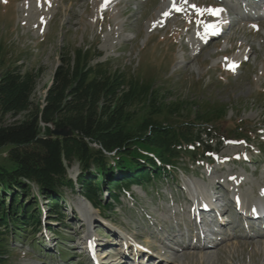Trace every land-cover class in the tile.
<instances>
[{
  "label": "rangeland",
  "instance_id": "374dc122",
  "mask_svg": "<svg viewBox=\"0 0 264 264\" xmlns=\"http://www.w3.org/2000/svg\"><path fill=\"white\" fill-rule=\"evenodd\" d=\"M117 2V6L97 9L95 0H0V81L8 68L37 72L39 76L32 101L42 107L54 69L72 57L75 50H90L92 65L107 62L112 71H120L127 77L154 79L161 90L163 103H180L193 114L204 105L224 109L225 120L214 123V128L221 131V138L231 140L214 148L218 152L209 159L193 163L183 158L174 172L164 174L143 188L133 185L119 196L117 203L104 192L101 200L108 209L91 210L76 190L64 188L66 221L62 225L50 224L53 233L48 231L47 222L44 228L36 229L39 230L36 234L30 227L17 236L12 230L6 243L10 264H89L93 257L82 251L88 246L87 229L90 230L88 239L98 240L99 245L108 241L106 247L100 249H115L106 251L109 259L120 251L119 247L109 245L111 242L135 250L142 246L151 256L149 250L153 253L159 245L157 236L153 239L152 234L159 231L173 210L188 209L185 201L191 197L183 190L186 183L195 182L208 188L219 181L229 193L238 190L233 186L229 190L231 181L236 185L248 183L240 191L249 193L264 187V41L251 36L246 38L260 50L258 57L250 53L248 46L239 47L245 42L239 28L224 38L207 41L199 35L197 28L210 21L203 19L202 23L196 24L192 21L193 13L221 9L198 6L200 0ZM178 4L183 6L184 15L176 14ZM161 8L168 12L163 19L159 18ZM263 20L244 22L240 27L247 33L254 31L263 35ZM258 23L261 28L256 27ZM228 37L234 39L227 41ZM237 56L244 59L242 64H231L229 60ZM26 116L0 118V127L21 122ZM236 126L244 129L242 135H234ZM7 150L8 147L0 150L1 165L7 164ZM72 168H76L75 164ZM72 168H69V176L74 179L77 170ZM119 175L116 173L115 177L119 178ZM36 190L33 188L32 192ZM39 201L43 209L49 204L43 198ZM82 205L88 208H82ZM68 206L74 208L72 212ZM229 211L232 213V208ZM81 212L83 217L91 213V219L98 215L99 220L86 228L85 220L84 223L76 220ZM185 215L180 217L185 218ZM177 217L179 215L173 221H178ZM240 224L244 227L243 221L228 226L232 229L225 240L232 245L217 253L216 264H264V251L256 252L255 248L249 247L251 241L245 239ZM258 239L264 240V236ZM184 242L189 244L191 241L185 239ZM174 243L176 245L169 251L178 255L176 259L150 258L147 264H179L182 247L179 242L170 243V246ZM235 243L241 244L238 250ZM102 259L106 261L104 257Z\"/></svg>",
  "mask_w": 264,
  "mask_h": 264
},
{
  "label": "trees",
  "instance_id": "16d2710c",
  "mask_svg": "<svg viewBox=\"0 0 264 264\" xmlns=\"http://www.w3.org/2000/svg\"><path fill=\"white\" fill-rule=\"evenodd\" d=\"M91 61V51L81 49L63 60L53 71L42 107L32 101L37 72L15 67L2 76L0 118L27 116L0 127V150L8 147L7 164H0V264H10L6 243L12 230L17 236L30 227L36 234L44 217L66 221L64 188L102 210L103 191L117 203L131 186L143 187L174 172L183 158L203 161L221 144L214 123L225 120L224 109L204 105L193 114L180 103H163L154 79L127 77L107 62ZM64 128L72 131L70 137L52 135L53 129ZM243 130L236 126L233 133ZM76 162L77 186L68 176ZM40 198L49 203L46 212Z\"/></svg>",
  "mask_w": 264,
  "mask_h": 264
},
{
  "label": "bare ground",
  "instance_id": "6f19581e",
  "mask_svg": "<svg viewBox=\"0 0 264 264\" xmlns=\"http://www.w3.org/2000/svg\"><path fill=\"white\" fill-rule=\"evenodd\" d=\"M128 1H132V0H128ZM229 1H231V0H229ZM239 1H241V0H233L232 2H234L235 5H238V4H240ZM245 1L250 2L251 0H245ZM252 3L257 6V3H255V2H252ZM117 4H118L117 0H107V1L95 0V8H97V9H99L100 7H104V6L107 7V5L117 6ZM198 6H207V7L210 6V7H213L214 9H221L222 10V11H218L215 15L210 14L209 12H201L199 14L193 13L192 21H194L196 24L201 23V21L203 19H209V21H210L207 25L202 24L201 26H199L197 28V31H199V35L201 37H203L207 41H211L215 38L221 39V38H224L225 36H227L232 31H234V33L237 32L235 30L239 28L238 30L240 31V33L243 34V36L245 38V42L240 43L239 47L241 48L243 46H248L250 53L253 55H257V57H258L260 50H257L255 45L250 43L248 41V39H246V38L251 36V37H254V38L259 39V40L262 39V41H264V34L262 35L259 32L254 33V31H251L249 33L245 32L242 29V27H240V26H244L242 24V22H239L238 20L234 19V16L236 15V12H235L236 6L230 5L227 0H219L217 2L216 1L214 2L212 0H200V2L198 3ZM183 11H184L183 6L181 4H178L177 9H176V14L184 15ZM167 14H168L167 10H165V8H161L159 18H161V19L165 18V15H167ZM247 19L250 20V18H247ZM183 20H184L183 26L186 27V19L183 18ZM261 24H262V22H261ZM212 26H214V27H212ZM260 26L261 25L258 24L257 28L258 27L261 28ZM263 27H264V23H263ZM223 28L228 29L225 35H221L218 33ZM233 39L234 38L228 37V39H226V40L232 41ZM205 47H207V46H205ZM263 47H264V44H263ZM227 54H230V52L227 51ZM243 61H244V59H242L241 56H237L235 58L232 57L229 60V62L231 64H235L236 62L242 64ZM44 127H45V124H43V128ZM49 127H51V125H49ZM240 183H242V182H240ZM240 183L237 185L238 190H236L234 192L232 191V193L227 192L226 191L227 189L224 186H222L219 181L218 182L215 181L214 185L209 186L208 188L200 187L198 185V183L196 184L194 182H190V184L189 183L185 184V187H183V189H186V187H188V189H186V191L189 193V195L191 197V198H189L190 200L185 201L186 205L188 206V209L187 210H181V209L173 210L171 212L170 217L169 218L167 217L168 219L165 220V223L162 225L161 228H159V231H158V233H160V235L163 234L164 231H168L169 233L173 234L171 236V237H173L172 238L173 241H170V242H167L164 237L161 239L159 237V241L161 242L162 246L163 245L165 247L170 246V243H173V242H179L181 244L182 248L180 250L181 254L179 256V258L181 257V259H180L181 262H179V264H191L190 261L198 262L200 264H216L215 258L217 256V253L222 251V249L230 248V246L232 244L226 243V240L223 236L225 232H223V235H221V234L215 233L213 231V228L215 227L217 232L222 233V231L220 232L217 229V225L218 226L220 225L226 231V235H228V233L232 229L231 227H229V229H228V226L233 225V224H238V222L240 223V221H243V222L248 221V222H250L251 225H253L252 229L250 228V226L247 227L249 232H247V234L245 236L246 240L251 241L249 243V247L255 248L256 252H263L264 251V240L258 239V237L264 236V231L259 232V229H258L259 226H257V225H260L261 223H264V187H261L258 190L253 189L249 193L247 191H245V192L240 191V189L247 187L248 183H246V182L243 184H240ZM186 185H188V186H186ZM205 187H207V186L205 185ZM233 187H235V186H233ZM209 188L213 190L212 194L206 192V191H208ZM235 193L237 195H235ZM223 194L226 196L225 199H227V203L224 206V208L226 210V214H227L226 216H228L230 218L231 213L229 211V208H232L231 202H234L232 200V197H230L231 194L238 196L237 197V206L238 205L242 206V210L243 211L247 210L248 214L245 215L243 218H237V219L232 220L231 223H229L227 225H224L220 221L209 222V223L206 222L204 217H203L204 212H202L200 207L201 206H206L208 208L214 207L215 206L214 204L217 205V203H213V201H220V197H223L222 196ZM197 195L202 196V199L196 198ZM234 198L236 199V197H234ZM220 203L223 204L224 202H220ZM179 204L183 205L182 203H179ZM81 207L82 208H85V207L88 208L87 205L86 206L82 205ZM217 207H218V205H217ZM233 208H236V205H233ZM254 209L258 210L257 214L253 212ZM180 211H182V213ZM250 211H252V213H250ZM183 213H186V215L184 216L185 218L181 219L180 215L182 216ZM177 215H179V217H177L178 221H173V218H175ZM261 215H263V216L260 217ZM195 216H197V218L199 219L200 224L195 222L196 219H195V221L192 222V220H193L192 218H194ZM206 218H208V215H206ZM84 220H85V224L87 226H89L90 225V216L85 214ZM190 221L192 222V224H196L197 230L202 229V233H203V231H206L209 234V238H210L209 242H207L203 237L204 241H198L195 244L192 243V245L186 244L184 242V240L186 239L187 241H190V238H191V230L190 229H188L186 232L182 231L178 235L173 233L177 227L182 226V223H185L187 226H190L188 224V223H190ZM241 226L242 225L240 224V227ZM235 229H237V228H235ZM250 229H251V231H250ZM155 233L152 234L153 239H155V237H156ZM89 237H90V230L87 231V236H85V238H86L85 240L87 241V240L93 239V238L88 239ZM157 239H158V237H157ZM180 239H181V242H180ZM93 240L98 241L95 239H93ZM191 241H193V240H191ZM235 244H236V247L238 250V246H241V244H239V243H235ZM86 245H88L87 246V249H88L90 244L88 243ZM218 247H220V248L217 249ZM163 249H160V251H159L160 252L159 255L161 257H163V259L161 258L159 260L162 261V260H164L165 257L167 259H176L178 257L177 254H175V253L172 254L171 253L172 251H168V250L164 251L165 253H164V255H162ZM106 251L110 252V250H106ZM107 253L108 252L104 253L105 254L104 259L107 257V255H108ZM97 257H99V255H97ZM149 258L152 259V256H149ZM153 259H155V258H153ZM233 259H235V257ZM110 261L111 262L108 264H118L117 260L114 261L113 259H110ZM100 262L104 263V260L102 259V260H100ZM155 262H156V260H155ZM144 264H146V263H144ZM155 264H157V262Z\"/></svg>",
  "mask_w": 264,
  "mask_h": 264
},
{
  "label": "water",
  "instance_id": "95a60500",
  "mask_svg": "<svg viewBox=\"0 0 264 264\" xmlns=\"http://www.w3.org/2000/svg\"><path fill=\"white\" fill-rule=\"evenodd\" d=\"M43 127V124H42ZM52 135L55 137H70L72 135V131L69 128H64L62 130L59 129H53Z\"/></svg>",
  "mask_w": 264,
  "mask_h": 264
},
{
  "label": "snow or ice",
  "instance_id": "6c2138e0",
  "mask_svg": "<svg viewBox=\"0 0 264 264\" xmlns=\"http://www.w3.org/2000/svg\"><path fill=\"white\" fill-rule=\"evenodd\" d=\"M193 7H195V6H193ZM209 11L211 14L215 15L218 11H222V10H209ZM212 27H214V26H212Z\"/></svg>",
  "mask_w": 264,
  "mask_h": 264
}]
</instances>
